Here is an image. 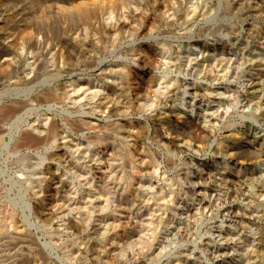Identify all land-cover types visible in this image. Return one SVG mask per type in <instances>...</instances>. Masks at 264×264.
Here are the masks:
<instances>
[{"label": "rangeland", "instance_id": "374dc122", "mask_svg": "<svg viewBox=\"0 0 264 264\" xmlns=\"http://www.w3.org/2000/svg\"><path fill=\"white\" fill-rule=\"evenodd\" d=\"M87 15L90 16L87 18ZM123 15L130 16L129 24H125ZM168 22L174 23L170 26ZM118 24H121L120 29L113 30ZM206 36L210 41L204 45L209 50V61L204 68L205 76L198 74L194 67L196 56L202 60L200 54L192 55L190 64L186 60L189 41L196 42L192 49L199 53L204 44L202 40L208 39ZM231 38L236 40L230 41ZM131 48L138 52L136 61L135 58L127 57L126 51ZM236 56L243 58L244 62L242 72H239L235 81L216 80L215 70L219 61L226 62ZM254 56L259 59L264 56V0H0V65L9 68L7 74H3L0 69V108L15 101H25L29 104L0 129L4 135V141L0 144V206L5 215L16 212L17 221L22 219L24 227L31 231L42 246L45 247L46 244V250L53 251L52 253H57L54 248L58 247L60 252L61 248H67L71 241L75 240L76 237H71L70 231L65 228V223L70 221L78 237L82 238L88 234L92 238L89 249L91 253L94 251L95 255L89 264H125L126 261V264H175L174 259L181 256L184 247L192 246L183 241L169 243L163 255L150 262V256L145 255L147 250L142 248L143 245L133 241L138 242V235L147 233L145 238L150 235V232L144 230L149 227L148 224L141 232L132 226L135 222L137 225L138 219L129 220L125 217L119 224L126 228L120 227L116 238L111 237L113 240H122L123 243L127 241L124 245L126 247L122 249L125 250L124 253L117 249L119 242L115 244L113 241L112 244L109 239L104 241L100 235L95 234L101 225L98 217L102 212L98 208V201L93 200L90 216L84 215L88 214L87 210L80 208V202L90 193L83 178L79 176V167L88 166L101 193L120 188V181L124 187H128L127 192L132 194L136 207H142L141 210L137 208L140 211L134 212L136 215H147L150 208L155 211L157 209V212L167 211L168 208L163 205H154L155 199L150 201V204L145 203V196L151 185L155 189L161 187L165 192L170 189H176L178 192L181 190V194L178 193L180 196L185 194V191H195L190 194L193 200L188 198V201L187 197V200L183 197V206L186 203L187 206L182 207L170 228L186 227L189 222L187 225L195 232L194 239L200 246L196 247V252L202 256V264H264V212L252 206V201L260 189V181L264 178V157L250 159L247 155L240 154L242 151L251 150L247 137L264 139V116H242L243 113L249 115L253 110L256 96L262 89L264 66H260V61L254 65ZM161 57H166V60H161ZM177 57H183L181 68H170L172 65L167 67L164 64L172 58L176 61ZM122 60L127 62L131 69L129 79L132 92L126 96L127 101L131 103V111L122 116L115 115V118L123 117L133 121L136 131L141 128L144 130V136H133L129 139L130 142L123 144L113 133L111 140H114L115 145H95L97 154L87 153L83 148L81 151L80 148L87 145V141L94 138L98 132L108 135L105 132L110 123V118L105 112L107 100L104 101L103 94L100 97L90 95L83 103L74 104L76 99L71 97L88 84L92 87L91 90L104 86L107 92V84L111 81L105 77V67L111 62ZM163 72H169L171 76L179 79L180 92H184L185 86L193 83L194 87H197L198 83L199 94L196 99L192 95L193 87L189 89L190 93L188 91L184 95L186 100H180L182 95L177 96L176 89L172 92L163 90L161 94H157L155 84ZM226 86H232L231 89L237 92L238 99L233 103L234 107L229 110V114L222 119L223 122L215 126L214 115L219 107L216 96L227 91ZM51 91L58 92L57 95H61V99L57 102L38 101L40 94ZM191 99L195 102L196 114L192 115L189 108L186 115L176 117L172 108L180 103H193ZM81 118H90L96 122L100 131L95 133L77 130L71 120ZM161 119L168 129L161 126ZM45 120L49 124L57 122L61 127L59 149L56 151L61 164L57 171L55 161L47 163L52 166L50 175H53L48 177L46 191L44 190L40 197H35L31 180L22 184L15 182L26 179V175L23 177L21 173L24 170L31 171L37 162L39 149H27L21 154L12 153L10 137L18 122V125L26 129L34 124H45ZM213 127L217 130H213ZM128 128H125L127 132L130 131ZM203 129L211 135V140L205 144L204 149L202 142H196L198 140L189 135ZM168 130L172 135L166 134ZM64 135L67 137L62 140ZM160 138L175 148L174 155L159 142ZM186 141L189 143H185ZM218 141L223 147L222 154H219L220 150H216L219 148L218 144L216 145ZM118 146L122 149L120 153L117 151ZM143 146L154 152L156 161L143 154ZM130 151L134 155V169ZM111 154L114 158L109 161ZM110 163L117 166L116 176L108 174ZM221 174L225 179L220 182L218 176ZM194 175V178L191 177ZM29 176L31 177L30 173ZM195 179L196 183L201 181L204 188H210L206 200L210 198L211 201V196L214 198L218 190L219 195L222 194L221 200L214 202L217 208L214 206L208 213L199 212L196 216L200 219L199 222L195 218L187 217L196 197L201 198L195 189ZM234 180L236 182H233ZM56 183H60L59 189L56 188ZM213 191L217 194H212ZM108 195L115 204L118 194ZM260 199L264 201V198ZM161 201L163 202H159ZM58 203L59 206L56 207ZM255 209L259 210L256 212ZM92 213L97 217H92ZM108 214H112V211L108 210ZM243 217L254 218V222L258 223L257 229H260L257 235L258 247L251 250V257L246 259L240 258L239 255L249 244L237 240L236 246L240 250H237L234 256L231 250L235 245L234 238H238L241 233L245 234L241 227L244 225ZM1 218L0 227L6 225L11 229L10 220L2 221ZM41 218L48 222V228L40 224ZM155 225L158 226L156 223ZM52 239L57 247L50 245ZM128 240L134 244L130 246ZM104 244L108 252L103 256L105 249L100 245ZM79 245L80 248L82 245ZM81 248L84 249V246ZM116 250L124 256L119 255ZM201 251L205 252V255ZM0 252V264H3V259L7 261L5 264H8L17 258L14 250L9 253ZM125 258L131 260L128 262Z\"/></svg>", "mask_w": 264, "mask_h": 264}, {"label": "bare ground", "instance_id": "6f19581e", "mask_svg": "<svg viewBox=\"0 0 264 264\" xmlns=\"http://www.w3.org/2000/svg\"><path fill=\"white\" fill-rule=\"evenodd\" d=\"M192 11H193V9H192ZM193 12H195V11H193ZM89 13H91V12H89ZM89 16L87 15V18ZM91 16H92V13H91ZM122 18L125 19V24H129L131 21L130 20L131 18L128 15H123ZM168 23H166L168 26H169V24H171L170 26H172V24L174 22L169 23V24ZM120 27H121V24H118L115 28H113V30H118V29H120ZM205 38H208V39L202 38L203 39L202 43H204V44H202V51H200L201 53L200 52L198 53V52H196V50L192 49L194 47L193 45H196L195 44L196 42L195 43L193 42L194 43L193 44V43H191V41H189L188 46H187L188 47V50H187L188 51L187 52V55H188L187 59L188 60H186V61H188V64H190V62L192 63V58H191L192 55L200 54L199 56H202V60H199L198 59L199 57L196 56L197 57L196 58V66H194L195 69L197 70L198 74L202 73V75L203 74L205 75V73H204L205 69L204 68L206 66V63L209 61L208 60L209 59V50L206 49L204 47V45L206 42H208L210 40H209V37H207V36ZM216 38L217 37L215 36V39ZM234 40H236V38L230 39V41H234ZM164 47L165 46H163V48ZM168 49L171 50V48H168ZM126 52H127V57L135 58V61H136L137 56H138L137 50L131 48ZM173 58L169 59V61L164 63V64H166L167 67L169 65H172V67H170V68H173V67L181 68L182 64L184 62L183 57H177V59L175 58L176 61ZM254 58H255V60L253 59L254 65H255V63H257V61L258 62L260 61V66H264V56L261 57L260 59H259V57L256 58V56H254ZM164 59L166 60V57ZM164 59H162V57H161V60H164ZM243 62H244V59L240 58L239 56H236L234 58H230L226 62L225 61H219V64H217L216 70L214 69L215 72L217 73V77L215 79L216 80H222V82H228V81L234 82L235 79L237 78V76L239 75V72L240 71L242 72ZM127 64H128L127 62L122 60L120 62H118V61L111 62L107 67H105V70H104V72L106 73L105 77L107 79H110V81H111L110 84L109 83L107 84L108 85V91L107 92L105 91L106 87H104V86L103 87L99 86L97 90H91L92 87L88 84L87 86L81 87L78 91L75 92L74 96L71 97L74 100L76 99L74 104H78L81 102L83 103L84 101H86L87 97H89L90 95H93L94 97H100V95L103 94L105 97L104 101L107 100V102L105 104V106H106L105 112H106L107 116L110 118V123L106 127L105 132H107L108 135H106L105 133H103V134H100L99 132L97 133V131H100V129H98L99 126L96 122H94L90 118H81L79 120H71V122L73 121L72 125L76 126L77 130H79V131L88 130V131H93V132L97 133L94 138H90L87 141V145H84L80 148L81 151L85 150L87 153L91 152L94 154V153H96L95 145H102L103 144L106 147L108 145H111V146L115 145L114 140H111V134H113V133L115 134V137L118 138L121 141V143H123V144L130 142L129 139L132 138L133 136H139V137L144 136V130H142V128H141L140 131L139 130L136 131V127L134 126L133 121L131 122L127 118H123V117H120L119 119L115 118V115L122 116V115L127 114L131 111V103L129 101H127V99H126V96L129 94V92H132L131 91L132 87H131L130 79H129V76L131 75V69L129 68V66ZM162 65H163V63H162ZM0 69H1L3 74H7L9 71V68H5L3 65H0ZM40 70H42V68H40ZM165 70H166V68H165ZM218 77H219V79H218ZM262 79H263L262 84H261L262 89L259 92V94H257V96H256V102L253 105V110L250 112L249 115H246L243 113L242 116H244V117L249 116L252 118H256V117L258 118L261 115L264 116V76L262 77ZM192 85H193V83H192ZM192 85L185 86L184 88H186V89L184 90V92H180L179 89L181 88V83L179 82V79L171 76L169 74V72L168 73L163 72V74H161L159 76L157 84H155V91L157 92V94L158 93L161 94V92H163V90H167V91L170 90L172 92V90L176 89L177 91L175 94H177V96H180L179 94L182 95L180 100H182V99L186 100L183 97H185L184 95L186 94V92L188 93V91L191 87H193L191 90L194 91V93L192 92V95H194L193 98L197 97L199 94L198 93L199 92L198 91V83H197V87H194V85L193 86ZM105 86H106V84H105ZM226 87H227V91H225L222 94H218L216 96V99H217L216 101L219 102V104H218L219 107L215 111V115H214L215 116V119H214L215 120L214 121L215 126L219 125L221 123L222 119L224 120V118L229 114V110L234 107L233 103H235V101L238 99L236 97L237 92L231 89L232 86H226ZM89 90H91L90 93H86ZM190 92L191 91H189V93ZM57 93L58 92H55V91L54 92L51 91L50 93H44L43 92L37 98L39 99L38 101L44 100L47 102H49V101H56L57 102V100L59 101V99H61V97H60L61 95L59 96V95H57ZM131 95H132V93H131ZM191 101H193V99H191ZM191 104H192V106H191ZM27 105L29 106V104L26 103L25 101L24 102H20V101L16 102L15 101L11 105H6L3 108L1 107L2 109L0 108V111H1L0 129H1V127H3L4 124L8 123L7 121L11 120L13 117H17L19 111L24 110L27 107ZM189 108H191L190 109L192 112L191 114L195 115L196 114V105H195L194 101H193V103L189 102L187 104L180 103V105H176L175 107L172 108V112L175 113L176 117L181 118L183 115H186V110ZM113 118H115V119H113ZM47 120H49V119H47ZM47 120H45V122H46L45 124H42V123L34 124V125L30 126V128H26V129L21 127V125H18L19 124V122H18V124L15 127L16 130L15 131L13 130L11 132V137H10V145H11V149L13 150L12 153L21 154V152H23L27 149H34V148L39 149L37 152V162L32 167L33 170L31 169L30 172L28 170H24V172L21 174L23 177L26 175V179L23 181H16L15 182V184H18V183L22 184L24 181L27 182V181L31 180L32 188L34 190L33 192L35 193V197H38V196L40 197L44 193V190L46 188V183H47L48 177L50 175V172L52 170V166L51 165L48 166L47 163L49 161L50 162L55 161V163H56L55 167L57 166V168H56L57 171H59L60 164H61V161L59 160L58 154L56 152L59 149L58 140L61 137L60 134H62V133H59L60 132L59 128L61 129V127L58 126L57 122H52L51 124H49V122ZM50 120H52V119H50ZM163 122H164L163 119H161L160 120L161 126L166 127L165 126L166 123L165 122L163 123ZM43 125H45V126H43ZM128 125H130V126H128ZM15 128H13V129H15ZM125 128H126V130L128 128V130H130V131L127 132L125 130ZM133 128L136 132H134ZM214 129H216V128L213 127V130ZM131 130H133L134 133ZM164 131H165V129H164ZM64 134H65V132H64ZM166 134H168V136L172 135V133H170V130H168ZM189 135L193 136L194 139L198 140L196 142H199V143L202 142V148L203 149H204L205 144L211 140L210 132H208L206 129L205 130L203 129L202 131L191 132V133H189ZM66 137L67 136L64 135L62 140L63 139L65 140ZM247 139H248L251 150L242 151V153H240L241 156H243L242 154H244V155H247L248 158H250V159H261V158H263L264 157V139L260 140L259 137H247ZM3 141H4V135L0 131V144ZM64 142H66V141H64ZM159 142L160 143L162 142L164 144V146L166 147V149H168L174 155V152H175L174 149L175 148H173L172 145L167 143L164 139H161ZM185 143H189V142L186 141ZM217 144H218L219 148L217 147L218 149H216V150H217V152L220 150L219 154L220 153L222 154L223 152H221V150L223 147L221 144H219V141H218V143H216V145ZM92 146H94V147H92ZM206 147H207V145H206ZM82 148H83V150H82ZM118 148L119 149H117V151H118V153H120L122 151V149L119 146H118ZM203 149H202V151H203ZM176 150H178V149H176ZM213 151L215 152V149ZM142 152L147 158L150 157L156 161L154 152L152 150H150L149 148L143 146ZM175 154H177V153H175ZM232 155H233V153H232ZM129 156H130V160H131L132 168H133L135 165V164H133V158H134L133 156L134 155L131 151L129 152ZM21 157H22V155H21ZM113 158H114L113 154H111L109 161L113 160ZM99 159L101 161H103L102 157H100ZM223 165H225V164H223ZM235 166H232V167H235ZM116 167L117 166L115 164L113 165V163H110V168L108 171V174L110 176L111 175L116 176V174H117L115 172ZM79 168H80L79 171L81 172L80 173L78 171L80 173L79 176L81 175L80 177L83 178L84 185H87V187H88L87 191L90 193L89 196H86V198L83 199L82 202H80V204H81L80 208L87 210L88 214H86L85 211L83 210L85 213L84 215L90 216L89 213H91V210L93 208V202H94L93 200H97L98 204H99L98 208L102 212V214L99 215V217H98V220L100 221L101 225H100V228L97 231H95V234L100 235L104 241L106 239L107 240L109 239L110 241H112V244H113V241L115 244L117 242H119V244H117V245H119V247L117 246V249L123 251V253H124L125 250H122V249H124V247H126L124 245H126L125 243L127 241L125 240L124 241L125 243H123L122 240H120V241L118 239L113 240V238H111V237L117 235L118 231L120 230V227L121 228L123 227V226H120V224H119L121 222V219L123 221L125 218L129 219V220L136 218L139 220L140 225H139V222L136 225V222L134 223V221H133V223H134L132 225L134 227V228L132 227L133 229H135V230L138 229L142 232V229L144 228V226L146 224H148V226H149V227H146L144 229L148 233L150 232V235H148L147 238H145L147 233L144 235H138L140 233V231H139V233L137 234L138 235L137 236L138 242H136L137 240L136 241L133 240V241L135 243H140L143 245L142 248L147 250V254H145V255L150 256V258H149L150 262H151V260L155 259L157 256L161 257L163 255V251L165 249H167V246L169 243H174L175 241H183V242H187V243L191 244L193 247L192 246L184 247V250L181 251L182 252L181 256L176 257V260L174 259V263L175 264H202V256H200V253L198 251L196 252L197 248H200V246L198 245L197 240L194 239L195 232L191 229V227L189 225H187L189 222L185 225L186 227H180L181 229L180 228L175 229L173 227L170 228V225H174V221H175L177 215H179L180 212L182 211V207L187 206V203L185 206H183V204L185 203L184 202L185 197H187V199L192 198L190 194H193L195 191L192 190L193 191L192 192L189 190L190 192H192V193H190V192H186L184 190L185 194L182 193L183 195L180 196L179 195V194H181L180 189H179L180 192L175 191L176 189H170L168 192L167 191L165 192L162 190L161 187L155 189V187H152L153 185H151V187H149L148 193H146L145 203L150 204V201L152 202L155 199L156 202L153 203L154 205H156V203H157V205H159V207H161L163 205L164 208H168V209H167V211H165V210L159 211L161 209L160 208V209H158L159 212H157V209L155 211V210H153V208L152 209L150 208L147 215H143L142 213H139V214L137 213V215H136V214H134V212H139L142 207H140L139 205H137V207H136L135 201L133 200V198L131 196L132 194L130 195V193L127 192L128 187L127 188H126V186L124 187V184L122 181L119 182L121 184L120 188L119 187L117 189L115 188V191L110 192L109 190H107L106 192L101 193L99 190V187L96 185L97 183L95 181V178L91 173V168H89L88 166H86V167L82 166ZM239 169H241V168H239ZM189 172H191V170H189ZM193 172H195V171H193ZM29 173L31 174L32 178L29 176ZM191 174H193V173L191 172ZM195 174H197V173H195ZM52 175L53 174H51L50 177H52ZM57 177H58V175H57ZM191 177L194 178L195 175L191 176ZM54 178H56V176H54ZM193 178H191V180ZM215 178H216V176H215ZM215 178L212 177V179H215ZM237 178H239V177H237ZM196 179H195V185H196L195 189L197 192H199V196L201 198L196 197L194 203L192 201V203H193L192 207H190V209H189V207L187 208V210L189 209V211L187 212L188 215L186 214V212H185V214L187 215V217L189 216V218H195L199 222L200 219L198 217L196 218V216L199 215V212L200 213H204V212L208 213L210 210L212 211L214 206H216L214 202L215 201L218 202V200L221 198L222 194L220 193L221 195H219L220 191L217 189L218 194L215 191H213L211 193L213 194L215 192L217 195L214 198H212V196H211V201H209L210 200L209 197H208L209 200H206V197L210 193V191H209L210 188L209 189H208V187L204 188V186H202V182L199 180H198L199 182L196 183L197 182ZM200 179H202V178H200ZM218 179L221 182L222 179H225V176L221 174L220 176H218ZM218 179H217V181H218ZM167 180L172 181L171 179H167ZM256 180H258V178H256ZM212 182H213V180H212ZM223 182H225V181L223 180ZM233 182H236V180H234ZM237 182L240 183L239 180ZM11 183H12V181H11ZM188 184H189V182H188ZM209 184H211V183H209ZM215 184H216V182H215ZM222 184H224V183H222ZM55 185H56L57 189H59L61 187L60 183L59 184L56 183ZM213 185H214V182H213ZM237 186H239V185H237ZM241 186H242V184H241ZM227 187H230V186H226V188ZM22 188H24V186ZM213 188H214V186H213ZM202 190H205V192ZM108 193L114 194V196H116V194H118L116 196L117 199H115V201H114L115 204H113L112 203L113 201L109 199ZM228 193H229V190H228L227 194ZM183 197H184V199H183ZM254 198L255 199L252 201L253 208L258 207V208H260V210H262V212H264V201H260V200H262L260 198H264V178H262V180L260 181V189L257 193V197L255 196ZM187 199H185V200H187ZM189 199H188V201H189ZM212 199H214V200L212 201ZM160 200H163V202L162 201L159 202ZM192 200H193V198H192ZM58 206H59V203L56 204V207H58ZM137 208H140V210H138ZM192 208H193V210H192ZM216 208H217V206H216ZM75 209L77 210V207ZM108 210H111L112 214H108ZM258 210L259 209H255L256 212ZM169 211H171V212L169 213ZM0 212L2 214L0 216L3 217V218L0 217L1 220L3 219L4 221H7L9 219L10 220L9 224L12 226L11 229H8L6 227V225H3L0 227V238H1V243H0L1 249H0V251H5L6 253H9V252L14 250L17 253L16 254L17 258H15L13 261L9 262L8 264H89L90 262H92L95 253L93 250H92L93 252L91 253V251L89 249L90 244H91V239H92L91 236L86 234L85 237L84 236H82V238L80 236L78 237L75 234V232L73 231V228L70 224V221L65 223V228L67 227L66 229H68L70 231L69 235L71 237H76V238H75V240L71 241V244L67 248H61L62 251H60V252L58 251V250H60L57 247L58 245L55 244L56 242L52 239V243H50V245L53 244L55 247H57V248H54V246H53L54 250L55 249L57 250V253L55 252L56 253V255H55V253H52L53 251L48 252V250H46V244H45V247L42 246L38 242V240L35 238V236L31 233V231L28 228L24 227V225L22 224V221H23L22 219L20 221L19 220L17 221L18 216H17L16 212L15 213L11 212L10 214L5 215L4 209L1 206H0ZM92 217L96 218L97 216H94V213H92ZM123 217H125V218H123ZM76 220H78V217H76ZM187 220H188V218H187ZM190 221H191V219H190ZM41 222L42 223H40V224H42V226L44 228H48V226H49L48 222L44 221L42 218H41ZM155 223L159 226V228H158V226L155 225ZM184 223H186V222L184 221ZM243 224L244 225L243 226L241 225V227H242V230L245 234L241 233L238 238H234L233 241H234L235 245H233V248L231 250H232L233 256L235 255V252L237 250H240L236 246L237 240L244 241L245 244H249L248 246H246L245 249H243V253L239 255L240 258L244 257L246 259L248 257H251V250L258 247V242H259L258 240L259 239L257 238V235L260 233V229H257L258 223H255L254 218H252V217H243ZM121 225H123V224L121 223ZM254 227H256V229H254ZM123 228H126V226ZM162 229H164L163 232H162ZM87 230H89V229H87ZM181 230H182V232H181ZM85 231H86V229H85ZM111 231H114V233H111ZM239 231H241V230H239ZM221 235H222V233L220 234V236ZM263 235H264V233H262V237H263ZM114 238H116V236ZM103 240H102V242H103ZM129 241L130 240H128V243H129ZM134 242L131 241L129 243V245L131 244L130 246H132L134 244ZM79 244L82 245L81 247L84 246V249L81 247L79 248V246H80ZM76 246H78V247L76 248ZM47 247H49V245H47ZM100 247L102 249H105L104 253H102L103 256H104V254L106 255V253L108 252L106 245L105 244L100 245ZM100 247H99V249H100ZM203 249L204 248L202 245V250ZM101 252H103V251H101ZM117 252L119 253V255L124 256V254H122L120 251H117ZM201 252H202V254L205 255V252H203V251H201ZM233 258H235V257H233ZM98 259H103V258H98ZM98 259H97V261H98ZM129 259L125 258V260H128V262H129ZM159 259H161V258H159ZM6 262L7 261H5V259H3L1 263L5 264ZM126 263H127V261H126ZM106 264H109V263L106 262ZM169 264H172V263L170 262Z\"/></svg>", "mask_w": 264, "mask_h": 264}]
</instances>
